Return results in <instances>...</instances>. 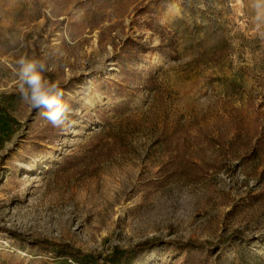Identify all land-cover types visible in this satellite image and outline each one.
<instances>
[{
	"label": "rangeland",
	"instance_id": "rangeland-1",
	"mask_svg": "<svg viewBox=\"0 0 264 264\" xmlns=\"http://www.w3.org/2000/svg\"><path fill=\"white\" fill-rule=\"evenodd\" d=\"M256 16L254 0H0V264H95L151 240L130 264H177L189 240L206 264H264ZM21 55L50 67L63 126L21 99Z\"/></svg>",
	"mask_w": 264,
	"mask_h": 264
},
{
	"label": "clouds",
	"instance_id": "clouds-1",
	"mask_svg": "<svg viewBox=\"0 0 264 264\" xmlns=\"http://www.w3.org/2000/svg\"><path fill=\"white\" fill-rule=\"evenodd\" d=\"M256 20L264 23V0H254ZM17 90L21 99L54 127L63 126L68 120L70 108L62 99L58 84L48 79L50 67L42 60L21 55L17 60Z\"/></svg>",
	"mask_w": 264,
	"mask_h": 264
},
{
	"label": "trees",
	"instance_id": "trees-1",
	"mask_svg": "<svg viewBox=\"0 0 264 264\" xmlns=\"http://www.w3.org/2000/svg\"><path fill=\"white\" fill-rule=\"evenodd\" d=\"M131 61H137V58L133 57ZM10 234L20 239L24 238L20 233L10 232ZM33 244L47 251H67L69 253H74L73 249L66 243H46L36 240ZM155 244V240L138 243L131 250L125 251L115 258L96 260L95 264H130L137 253ZM176 244L183 246L184 250L183 256L177 261V264H206L208 262L210 249L205 250L203 243L189 240L186 242H176Z\"/></svg>",
	"mask_w": 264,
	"mask_h": 264
}]
</instances>
